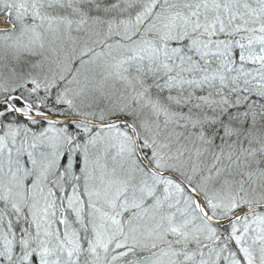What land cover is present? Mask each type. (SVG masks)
Instances as JSON below:
<instances>
[{"label":"snow or ice","instance_id":"6c2138e0","mask_svg":"<svg viewBox=\"0 0 264 264\" xmlns=\"http://www.w3.org/2000/svg\"><path fill=\"white\" fill-rule=\"evenodd\" d=\"M0 264H264V0H0Z\"/></svg>","mask_w":264,"mask_h":264}]
</instances>
